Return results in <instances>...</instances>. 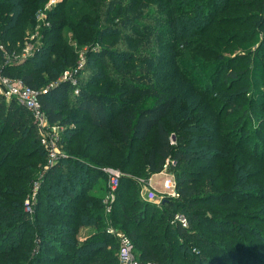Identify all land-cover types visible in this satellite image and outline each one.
<instances>
[{"label": "trees", "instance_id": "1", "mask_svg": "<svg viewBox=\"0 0 264 264\" xmlns=\"http://www.w3.org/2000/svg\"><path fill=\"white\" fill-rule=\"evenodd\" d=\"M38 13L46 15L45 22L39 21L38 43L42 44L18 64L0 63V73L21 78L39 91L48 123L62 130L59 144L64 150L48 164L30 111L0 94V114L4 105L9 113L0 125V256L12 258L14 264H36L44 251L42 244L48 238H60L67 247L57 251L65 259L60 264L116 263L117 245H108L109 236L103 230L84 240L73 237L78 227L102 216L101 198L84 196L82 190L103 173L96 174L102 165L97 161L101 142L116 147L117 141L130 153L140 154L143 172L132 178L122 173L118 188L121 180L138 183L142 178L147 183L163 169L174 174L178 195L161 200L170 209L164 208L159 216L153 213L147 220L149 208L143 206L126 218L117 210L121 204L112 208L136 225L135 233L125 234L133 246L140 243V262L173 264L175 238L183 242L180 250L186 241L202 243L204 239L189 230L190 222L206 220L220 230L225 225L234 229L226 224L234 217L231 210L222 221L208 205L232 208L243 197L260 199L264 194L262 186L247 187L264 184V126H259L264 125V90H259L264 88V0H0V46L17 52ZM114 34L110 43L117 48L105 42ZM257 35L255 46L225 56L224 51L233 53L235 46L249 44ZM71 38L89 44L78 69L84 76L78 81L60 75L62 69L78 65ZM3 52L0 48V57L6 60ZM117 55L119 60L108 58ZM125 60L127 64H116ZM238 60L249 65L227 69L221 80L223 90H216L222 69ZM97 62L98 67H93ZM90 76L104 80L106 88L115 87L114 93L87 91L83 83ZM240 82L243 87L231 91ZM110 97L117 109L108 113L105 99ZM250 107L258 111L251 112ZM67 110L82 111L93 130L82 137L85 128L74 126ZM250 120L258 125L254 130L248 127ZM95 131L99 137L93 136ZM136 142L141 145L135 149ZM22 145L27 148L24 152ZM19 156L27 160L23 165L27 175L20 174L22 168L13 162ZM205 159L209 162L200 163ZM129 161L128 156L116 162L126 168ZM194 162L200 163L197 170L184 172L182 167ZM17 184L21 189L14 187ZM33 191L39 198L26 210L24 198ZM73 201L80 204L67 211ZM259 213L255 210L251 219L264 221ZM176 214L187 218V227L171 223ZM243 225L244 232L264 233L259 226L250 230ZM28 230L31 234L23 241ZM64 233L69 236L64 238ZM234 242L229 240L226 246L233 247ZM195 247L190 245L191 250ZM196 259L178 257L186 264H196Z\"/></svg>", "mask_w": 264, "mask_h": 264}, {"label": "rangeland", "instance_id": "2", "mask_svg": "<svg viewBox=\"0 0 264 264\" xmlns=\"http://www.w3.org/2000/svg\"><path fill=\"white\" fill-rule=\"evenodd\" d=\"M50 3H54V2H50ZM36 16H37V20L35 19L36 23H34L33 27L26 28L24 32V37L22 39V46L17 52L10 53L8 52V50L7 51L5 50L4 46L3 47L0 46V48L4 51L3 52L4 58L5 59L7 58V60H4L3 58L0 57L1 64H3L4 62L8 63L9 65L18 64L20 60L31 55V53L36 49V47H38V45L42 44V42L38 43L39 27H40L39 21L42 20L45 22L44 18H46L45 17L46 15H42L41 13H38ZM262 31H264V29H262ZM68 35H69V32L67 33V35H64L65 38L67 37L68 39L69 38ZM115 35L116 34L112 35V37H110L108 40H105V42L106 41H108L109 43L110 41L112 42ZM258 36L259 35L255 36L252 39L251 43H249L250 45L240 44V46H235L236 50L235 51L233 50V53L224 51L225 56L227 55L229 57L231 56L233 57L235 54L244 53L246 48H249V46L253 47V45L257 42ZM71 40H72L71 41L72 47L76 49L77 51L78 65L77 67L75 66L76 68H73V69H76V71H74L73 69H69V67L68 68L66 67L61 70L60 75L61 77H66V78L72 79L73 81H78L80 75L84 76L83 74L84 72L80 73L78 69L82 68L84 64V60L86 57V52L88 51V48H89V44L85 45L83 41L78 42L77 40L72 39V38ZM111 44L113 43H110V45ZM261 52H264V49H262ZM108 58L112 60H119L118 55L113 56V57L109 56ZM121 58L125 59L126 57L122 56ZM127 59H129V57ZM127 63H128V60H125V62L117 61L116 64L121 66L122 64H127ZM95 64L96 65L93 67L97 68L98 67L97 65H99L100 63L97 62ZM243 65L248 66L249 63H247L246 60L233 61V63L228 64L227 67L222 69V72L219 74L218 79H217L218 86L216 90L218 91L223 90V86H221V80H222L223 74L227 71V69L235 68L236 70H238L239 68H243ZM247 76H249L253 84V77L248 74ZM83 84H84V88L89 92H100V91L105 90L108 92V94H111V93H114V90H115V87L106 88L105 87L106 83L104 80L97 78V77L94 78L93 76L92 77L90 76L89 79L85 80ZM241 86L243 87V82H240L239 85H235L231 91L237 90V88ZM259 90H264V88L259 87ZM41 91H43V89ZM69 96H71V93H69ZM112 100H113L112 97L105 99L106 111H108V113L115 112L117 109L115 106L116 103H114V101ZM6 101L9 102L10 100H6ZM5 108H6L5 105L2 106L1 108L0 125L2 123H5V121L7 120V115H9V113L6 111ZM221 108L222 107H220V110ZM250 110L251 112L258 111V109L253 108V107H250ZM65 114L73 115L74 120H75L74 126L76 127L82 126L85 128L84 134L82 135V137H85V135L89 134L90 131L93 130V128L90 125H88V117L82 111L67 110ZM248 125H249L248 127L253 128V130L258 127L257 123L252 120H250V123L248 122ZM259 126L262 127L264 125H259ZM59 129L61 130V128ZM99 134H100L99 131H95L93 136L99 137L100 136ZM60 136L62 137V133ZM4 139H6V137H3L2 140ZM116 144H117L116 147H111L109 144L105 142L100 143L101 152H100L99 157L101 161L99 159H97V161L102 165L99 167L97 166L98 169L96 170V174H98L99 172H103V173L99 174L93 182H89V184H85L82 186V190H85L84 196L94 194L98 196L99 198H101V202L103 203L104 196L108 191V183H107L108 177L104 173L103 167L116 168L117 170H119V172L123 173L125 176L130 177V178L139 176L141 175V172H143L141 170L140 154L134 153V151H131L130 153V151L128 150L126 146L119 145L117 141H116ZM140 145H141L140 142H136L134 145V148L136 149ZM26 150H27L26 146L22 145L21 152H24ZM63 150H64V147L60 145L58 147V151H63ZM128 156L130 160L129 161L130 164L128 165V167L126 168L120 167L116 161L118 160L119 162H123L127 159ZM13 162L17 164V166H20V168H22V170H20V174H26V175L28 174V172L25 169L26 167L25 168L23 167L24 163H26L27 160L20 158L19 156V157H15ZM206 162H209V160L205 159L203 161H200V163H206ZM200 163L194 162L192 166L182 167V168H185L184 172H187V171L191 172L192 170L196 171L197 165ZM169 176L174 177V174L171 172H167L165 169H163L162 171L158 173L152 174L149 177L147 183L139 182V181L138 183H135V182L131 183V182L121 180L120 187L119 188L117 187L114 191H112V195H114V198L108 203V205H110L109 211L106 209L103 203V207L101 208L102 210L101 218L92 220L90 221V223L85 224L84 226L78 227L73 237L76 240H84L90 235L97 232L99 229L103 230V232L109 236V237L107 236L110 240L108 245L109 246L111 245L112 247L115 246L114 244L117 245V248L115 251V256H116L115 264H117L118 254L120 251L118 234H122V233L125 234L127 232L135 233L137 230L136 225L134 224L133 221L131 222L127 219L124 220L122 219V216L129 218L130 214L133 211H138L140 208L145 206L146 208H149L146 213L147 220H149L151 214L155 213L156 216H159L160 211H164V208H165V211L170 209L168 207L162 206V203H161V200L165 196H167L165 193L164 185H165L166 178ZM173 179L175 181V178ZM48 183H50V181H48L46 184ZM54 184H57V182L52 183L51 187H54ZM18 185L19 184L15 185L14 187L21 189V187H19ZM258 186L259 187L262 186V188H264V184L249 185L247 187L249 188V187H258ZM259 196H260V199L251 198V197H248V198L243 197V201L241 203H237L236 206L232 208L224 209L222 206L216 205L214 203H212L211 205H208L209 210H213V211L215 210L216 212L214 213L218 217H223V218H220L222 221H224L225 218L229 216V215H224V214L229 212V210H231L230 213L234 217H231V219H228L229 221L226 224L234 226V229H228L226 228V225H225V229L220 230L219 227H217L210 221L208 222L206 220H202V222L200 223L190 222L189 230L197 233V236L199 238L207 240V242L209 243L212 242L213 246H210L209 243L208 245H206V241L204 240L202 241V243L200 241L199 242L186 241L184 242V248L180 250V246L183 244V242H181V240H177L176 238L172 239L173 240L172 241V251H174V254H175V257L173 258V261H172L173 264H186L185 262L180 261L181 260L180 258H179L180 260H178L179 256L186 258V260L189 259L191 256L192 257L194 256V258L197 257L199 259H196V264H264V233L260 232V234H256V233L254 234V233H251V231L250 233H248L242 230L244 226L243 224H247L249 225L250 230H252V227L254 226H259L260 230L262 229V231H264V221L259 222L254 219H251L252 217L250 215V214H253L255 210H260L261 213H259V215L261 214L262 216H264V194L259 195ZM38 198H39V195H37L36 191L29 192L24 198V201H25L24 208H26L27 210L28 206L31 204H35ZM79 202L80 201L78 202L73 201L72 203H70L69 209L66 208V210L72 211L73 209H75V206L77 204H80ZM115 203L121 204L120 205L121 208L117 210L118 212H121L122 216H118L119 213L116 214V212L112 211V208L114 207L116 208L117 206ZM148 204H151L152 207L151 206L148 207L147 206ZM246 204L247 206H245ZM217 210H223V213L222 214L218 213ZM240 211H243V213L247 214L246 215L247 218L244 219ZM61 216L62 218L65 217L63 215ZM96 221L98 223H96ZM171 223L176 224L175 221H173V219L171 220ZM172 224L171 225L169 224L171 228L173 227ZM66 225L68 227L71 226L68 223ZM143 226L144 225H141L140 228H143ZM30 234L31 232L29 230L25 231L23 234L24 235L23 241L27 240ZM63 236L64 238H67L69 235L67 233H64ZM229 240H233V242L235 240L233 247L226 246V242H228ZM214 241L217 242L218 244L217 245L214 244ZM61 242L63 241L60 238L58 239L48 238L47 242L42 244L44 251L42 254L38 256L39 259L37 258L38 260L36 264H60L63 261L65 262V259H63V257H61L59 253L57 252L58 250H61V251L67 250V247L65 245H62ZM191 244L196 245L195 250L190 249ZM136 245L137 246H133V254L135 255V258L138 260L139 259L138 249H139L140 243L137 242ZM19 249L20 247L15 248V249L13 248L11 252H16ZM58 260L60 261L59 263H57ZM14 262L15 261L10 257L0 256V264H14ZM144 262H147V261H144Z\"/></svg>", "mask_w": 264, "mask_h": 264}, {"label": "built area", "instance_id": "3", "mask_svg": "<svg viewBox=\"0 0 264 264\" xmlns=\"http://www.w3.org/2000/svg\"><path fill=\"white\" fill-rule=\"evenodd\" d=\"M55 0H50L54 2ZM7 60V58H6ZM0 94L4 96L6 100L16 99L21 105L27 108L33 116L34 122L39 131L40 144L43 146L47 154L48 164H52L58 159L60 146V133L57 124H50L41 108V103L38 98L39 91L30 87L21 78L9 77L0 73ZM103 171L108 177V191L104 196L103 203L106 209L109 211L110 205L108 203L114 198L112 191H114L118 185L122 173L113 167H103ZM174 177L169 176L165 180V193L170 197H177V191L175 187ZM139 182H144L142 178H138ZM110 188V190H109ZM106 203V204H105ZM173 221L181 223L182 226L187 227V218L182 214H176ZM120 251L118 254L117 264H155L152 262H140L135 258L133 254V243L130 238L125 234H118ZM193 250H195L193 248Z\"/></svg>", "mask_w": 264, "mask_h": 264}]
</instances>
